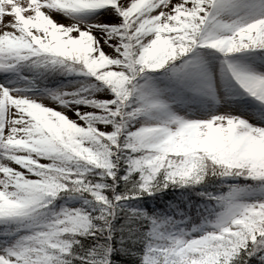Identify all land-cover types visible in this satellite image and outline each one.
I'll use <instances>...</instances> for the list:
<instances>
[{"label": "snow or ice", "instance_id": "obj_1", "mask_svg": "<svg viewBox=\"0 0 264 264\" xmlns=\"http://www.w3.org/2000/svg\"><path fill=\"white\" fill-rule=\"evenodd\" d=\"M0 264H264V0H0Z\"/></svg>", "mask_w": 264, "mask_h": 264}]
</instances>
